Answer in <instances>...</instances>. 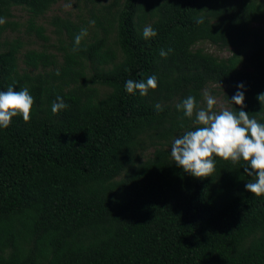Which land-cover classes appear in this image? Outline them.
<instances>
[{"label":"trees","instance_id":"16d2710c","mask_svg":"<svg viewBox=\"0 0 264 264\" xmlns=\"http://www.w3.org/2000/svg\"><path fill=\"white\" fill-rule=\"evenodd\" d=\"M58 1L0 0V91L34 98L29 122L0 129V264H264V196L246 190L247 165L215 158L200 179L170 154L196 127L176 105L191 95L201 108L212 86L234 112L242 91V110L264 124V0H111L77 51L85 24L53 17L61 61L5 37L19 8L23 33L46 41L37 21ZM148 25L158 34L145 40ZM151 75L155 90L126 92ZM58 96L68 107L53 114Z\"/></svg>","mask_w":264,"mask_h":264},{"label":"clouds","instance_id":"9594fccd","mask_svg":"<svg viewBox=\"0 0 264 264\" xmlns=\"http://www.w3.org/2000/svg\"><path fill=\"white\" fill-rule=\"evenodd\" d=\"M71 8L72 5H66ZM203 17L197 19L202 23ZM6 23V18L0 17V26ZM95 21H90L94 24ZM157 32L150 26H145L142 36L145 40L156 37ZM87 35V29H81L74 38L73 51L79 49L81 40ZM169 52L171 49L168 50ZM168 52L161 50L160 56L166 58ZM59 74V73H57ZM125 90L134 94L136 90L143 97L148 94L149 89L155 90L158 87L157 77L151 75L145 81L127 80ZM243 88V85H238ZM205 108H197L196 98L189 95L182 103L176 105L177 110H182L184 117L193 118L195 113L194 130L186 131L182 136L175 138L171 145V157L175 164L182 168L185 173L195 178L210 177L216 170V159L230 161L233 164L243 161L247 166L244 172L248 176H254L255 182H248L245 188L254 197L264 196V124L259 123L255 118L242 110L244 94L237 91L231 102L241 106V110L234 112L223 106L217 112L214 110L217 100L208 92H204ZM259 102L264 101V93L258 95ZM34 98L27 87L15 91L9 86L6 91H0V129L9 127L15 116H22L25 123L31 119V110ZM67 104L61 97L51 106L53 114H58L66 109ZM155 109L163 111L158 103Z\"/></svg>","mask_w":264,"mask_h":264},{"label":"rangeland","instance_id":"374dc122","mask_svg":"<svg viewBox=\"0 0 264 264\" xmlns=\"http://www.w3.org/2000/svg\"><path fill=\"white\" fill-rule=\"evenodd\" d=\"M110 1L111 0H59L42 18L37 21V24L41 25L45 29V36L47 38L46 41H41L34 35L26 36L23 32L26 28V20L28 19V15L24 10L19 8L13 9V21L19 24L21 28L19 29L18 33H6L5 37L7 39H12L16 36H19L24 42L25 47L23 51L26 49H34L37 51L50 52L57 56L58 61H61L60 53L58 52L61 44L54 33V26L51 24L52 18L59 17L61 19H69L76 24L84 23L88 35H92L96 24H90V21H94V17L100 18L104 14L103 7L106 6ZM68 4H71L72 7L67 8L66 5ZM255 27L261 30L264 34V22L256 24ZM195 49H201L204 52L221 59L228 58L232 51L229 48H221L208 42L196 44ZM205 92H208L216 98L217 105L214 108L215 111L218 112L221 106L228 108L220 96L214 95L216 92H218L217 87H209ZM205 107L206 101L204 100L203 96L201 108Z\"/></svg>","mask_w":264,"mask_h":264}]
</instances>
